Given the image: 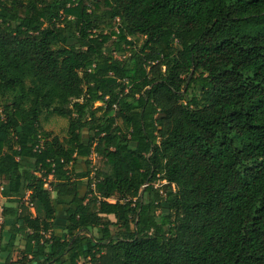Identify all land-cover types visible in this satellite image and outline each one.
I'll use <instances>...</instances> for the list:
<instances>
[{
    "label": "trees",
    "instance_id": "obj_1",
    "mask_svg": "<svg viewBox=\"0 0 264 264\" xmlns=\"http://www.w3.org/2000/svg\"><path fill=\"white\" fill-rule=\"evenodd\" d=\"M0 193V264H264V0H0Z\"/></svg>",
    "mask_w": 264,
    "mask_h": 264
},
{
    "label": "crops",
    "instance_id": "obj_2",
    "mask_svg": "<svg viewBox=\"0 0 264 264\" xmlns=\"http://www.w3.org/2000/svg\"><path fill=\"white\" fill-rule=\"evenodd\" d=\"M84 168V164L81 163L80 165L77 166V169L78 171H81L82 169ZM7 204V201L6 199L2 196V194L0 193V212L2 211L3 207ZM59 212H58V215H57V218L55 220V223H54V229L53 231L57 234V235H60V236H64L65 234V227H66V221H67V214H66V208L65 207H60L59 209ZM34 213H36V210L33 208L32 210ZM110 218L112 220H115V217L114 216H110ZM6 225V229L5 231L3 232V243L2 244H6L8 243L10 240H11V237H12V234L13 232L11 231L12 227L14 225H17V226H22V222L21 221H17L16 219L15 220H10V221H7L5 223ZM26 237V232L24 231H21L18 236H17V240H16V245L18 246H22V239H24ZM0 262L1 263H4L5 259L7 257H10L11 256V253L9 251H0ZM13 258L12 260L15 261L17 258H18V252L15 251L14 254H12Z\"/></svg>",
    "mask_w": 264,
    "mask_h": 264
},
{
    "label": "rangeland",
    "instance_id": "obj_3",
    "mask_svg": "<svg viewBox=\"0 0 264 264\" xmlns=\"http://www.w3.org/2000/svg\"><path fill=\"white\" fill-rule=\"evenodd\" d=\"M144 41V38H140L138 41L141 45ZM70 43H74V40H70ZM96 106L102 105L101 102L95 103ZM42 126L47 130L52 132L55 135H59L61 138H65L68 130L69 121L67 118H63L57 114L45 112L41 117ZM165 182H162V184ZM157 187L161 186V183L156 184ZM113 201V200H111Z\"/></svg>",
    "mask_w": 264,
    "mask_h": 264
},
{
    "label": "built area",
    "instance_id": "obj_4",
    "mask_svg": "<svg viewBox=\"0 0 264 264\" xmlns=\"http://www.w3.org/2000/svg\"><path fill=\"white\" fill-rule=\"evenodd\" d=\"M96 157H97V156H96L95 154L92 156V158H93V163L96 162ZM30 194H31V192L28 191V192H27V195H26V197H25V198H26L25 200H26L27 202H29V200H30V198H29ZM29 203H30V202H29ZM31 205H32V204H31ZM1 220H2V219H1Z\"/></svg>",
    "mask_w": 264,
    "mask_h": 264
}]
</instances>
